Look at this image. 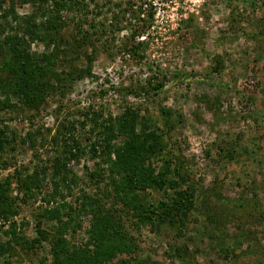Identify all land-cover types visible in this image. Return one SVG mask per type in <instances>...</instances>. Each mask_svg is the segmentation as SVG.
Segmentation results:
<instances>
[{
	"label": "rangeland",
	"instance_id": "rangeland-1",
	"mask_svg": "<svg viewBox=\"0 0 264 264\" xmlns=\"http://www.w3.org/2000/svg\"><path fill=\"white\" fill-rule=\"evenodd\" d=\"M0 1L11 8L8 20L0 12L1 37L21 17H40L30 1ZM60 11L54 40L28 39L41 64L55 53L41 100L30 106L0 90V183L11 202L0 218V264H74L70 253L90 247L93 217L76 208L84 194L129 246L107 264H264V0H78ZM157 75L155 90L148 79ZM128 111L137 135H158L150 175L164 171L192 193L173 221L162 206L174 189L149 186L127 205L108 153L90 151L102 124ZM72 138L86 150L64 151ZM58 155L67 179L53 198L47 173ZM62 202L76 208L68 226L48 213ZM153 207L160 215H142ZM178 248L184 259L168 254Z\"/></svg>",
	"mask_w": 264,
	"mask_h": 264
},
{
	"label": "trees",
	"instance_id": "trees-1",
	"mask_svg": "<svg viewBox=\"0 0 264 264\" xmlns=\"http://www.w3.org/2000/svg\"><path fill=\"white\" fill-rule=\"evenodd\" d=\"M24 1H30L34 5H39L40 17L36 18L35 13H32L21 17V20H19L15 15L14 19L19 20L17 32L9 33L7 31L2 37L0 36V58L3 59V68H0V90L7 89L9 92L16 93L21 96L25 104L34 106L41 100L43 93L45 94L43 79L48 78L49 64L53 62L55 53L53 51L43 53L41 57L46 60V64H41L39 59L32 55L28 39L54 40L52 32L54 30L53 28L56 27L55 20L57 18L60 19V9L74 2H78V0ZM49 2H53V10L46 7ZM5 9V6L0 1V12H4V16L8 20V17L11 16L9 15L11 8L8 10ZM140 28L136 31L137 33H134V36L137 35L139 37L143 35L144 27L142 26ZM7 54L10 55L9 58L4 57ZM156 77L158 79L156 83H152L151 79H148V86L155 90L161 88L163 85L160 75ZM88 116L89 114H86V117ZM96 116L97 114L94 113V116L91 118L95 119ZM135 120V115H132L131 111H128V114L118 117L116 120L103 123L102 127L105 131H102L100 138L96 139L89 146L91 148L90 151H92V154H95L97 152V146H100L104 153H108L104 161L108 163L111 171L110 177L115 188L123 195L124 202L127 205L135 203L134 201L137 198L138 190L145 189L149 186L158 185L163 188L168 185L171 189H174L175 193L172 200L170 202H164V206H162V209H164L162 216L173 221L174 216H180V212L184 208H190L191 204H193L192 193L179 187L177 181L167 179L164 171H162V175L160 176L157 175L154 177L150 175L146 167V162L150 160L149 152L155 151L159 145L158 135L153 132H149L143 137L137 135ZM121 135H124V138L119 143H116L117 138ZM72 140H74L73 143L64 150L69 152L70 156H76L75 149L78 152L83 148L86 150V146L81 148V145L74 138ZM64 159H68V157L66 156ZM63 161L62 156H55L49 167L50 172L47 173L52 189L50 195L53 198L58 193L60 184L67 179L61 176L63 174ZM38 179L39 177H36V180ZM19 183L21 185L23 184L22 187L24 186L25 189H32L31 180L30 184L25 177L20 178ZM10 204L6 184L2 182L0 183V218L9 217L11 214ZM133 206H136V204ZM76 208H79L77 212L81 215H91L93 219L89 229L90 247L75 248L70 253L72 257L69 260L72 263L107 264L118 252L129 249L123 233H117L118 229H114L116 226L111 221L110 216L107 212L104 213L100 210L95 199L84 194L81 196V203ZM76 208L69 203L62 202L50 208L48 213L54 217H59L60 221L65 226H68L71 224V220H73V212L76 211ZM141 209H143V216H146L147 212L160 215L157 207ZM61 214L66 215L67 219L61 218ZM37 232L41 238L42 231L38 229ZM58 244L61 245V242ZM55 254L56 256L59 254L57 247L55 248ZM168 254L172 257L184 259L186 252L182 248H178L174 251H168Z\"/></svg>",
	"mask_w": 264,
	"mask_h": 264
}]
</instances>
